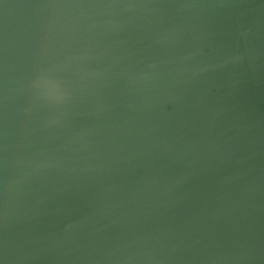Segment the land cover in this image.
I'll return each mask as SVG.
<instances>
[{"label":"water","instance_id":"obj_1","mask_svg":"<svg viewBox=\"0 0 264 264\" xmlns=\"http://www.w3.org/2000/svg\"><path fill=\"white\" fill-rule=\"evenodd\" d=\"M0 264H264V0H0Z\"/></svg>","mask_w":264,"mask_h":264}]
</instances>
